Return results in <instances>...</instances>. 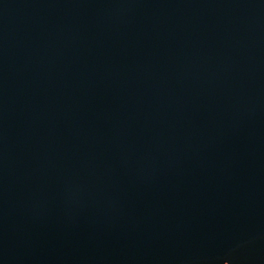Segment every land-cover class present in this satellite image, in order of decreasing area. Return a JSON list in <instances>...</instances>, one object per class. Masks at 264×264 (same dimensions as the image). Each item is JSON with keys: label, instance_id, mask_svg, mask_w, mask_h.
<instances>
[{"label": "water", "instance_id": "1", "mask_svg": "<svg viewBox=\"0 0 264 264\" xmlns=\"http://www.w3.org/2000/svg\"><path fill=\"white\" fill-rule=\"evenodd\" d=\"M0 264H264V0H0Z\"/></svg>", "mask_w": 264, "mask_h": 264}]
</instances>
